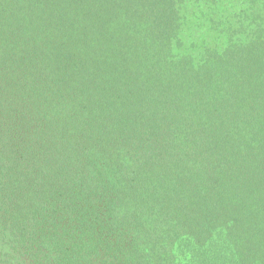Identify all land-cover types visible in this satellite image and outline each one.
Here are the masks:
<instances>
[{"label": "trees", "instance_id": "16d2710c", "mask_svg": "<svg viewBox=\"0 0 264 264\" xmlns=\"http://www.w3.org/2000/svg\"><path fill=\"white\" fill-rule=\"evenodd\" d=\"M0 264H264V0H0Z\"/></svg>", "mask_w": 264, "mask_h": 264}]
</instances>
